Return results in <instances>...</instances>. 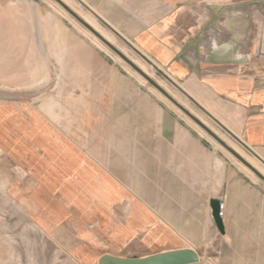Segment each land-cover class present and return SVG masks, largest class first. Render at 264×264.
<instances>
[{
  "label": "rangeland",
  "instance_id": "obj_1",
  "mask_svg": "<svg viewBox=\"0 0 264 264\" xmlns=\"http://www.w3.org/2000/svg\"><path fill=\"white\" fill-rule=\"evenodd\" d=\"M62 1L264 173V164L169 76L130 45L98 30L76 1ZM126 83L130 91L122 93ZM129 94L132 100L161 101L180 126H189L225 157L224 235L209 204L197 196L186 203L165 183L149 197L156 198L149 206L161 218L135 236L105 235L112 229L106 226L111 204L105 202L104 181L121 186L126 180L138 191L131 176L154 170L129 167L139 161L122 138V123L106 122L117 116L121 121L127 112L143 114L118 102L117 108L108 106V99ZM97 179L101 184L93 193ZM155 232L161 238H153ZM177 249L198 250L197 264H264V183L55 2L0 0V264H97L105 254L142 257Z\"/></svg>",
  "mask_w": 264,
  "mask_h": 264
},
{
  "label": "crops",
  "instance_id": "obj_2",
  "mask_svg": "<svg viewBox=\"0 0 264 264\" xmlns=\"http://www.w3.org/2000/svg\"><path fill=\"white\" fill-rule=\"evenodd\" d=\"M73 1L90 14L98 30L114 42L116 38L130 45L169 76L190 100L264 164V0ZM128 91L130 85L126 83L121 92ZM124 97L108 99L107 104L113 108L118 107L117 102L120 107L129 105L143 109V114L127 112L121 121L117 116L106 122L122 123V138L139 161L129 167L154 170L153 175L151 170L130 175L138 191L132 190L134 184L126 180L121 186L113 180L104 181L105 202L111 204L106 226L112 229L105 235L135 236L152 219L161 218L149 206L156 198L149 197L159 192L163 183L175 195H183L186 203H193L195 196L200 203H222L225 157L189 126H180L179 117L163 109L161 101L141 96V100H132L130 94ZM249 164L264 176L253 161ZM100 184L101 179H97L93 193ZM153 236L161 238L157 232ZM194 251L200 257V252Z\"/></svg>",
  "mask_w": 264,
  "mask_h": 264
},
{
  "label": "water",
  "instance_id": "obj_3",
  "mask_svg": "<svg viewBox=\"0 0 264 264\" xmlns=\"http://www.w3.org/2000/svg\"><path fill=\"white\" fill-rule=\"evenodd\" d=\"M61 9H63L71 18H73L78 24H80L85 30H87L92 36H94L101 44L115 54L121 61H123L130 69H132L137 75H139L145 82L152 86L158 93H160L166 100H168L177 110H179L184 116H186L192 123H194L200 130L214 140L219 146H221L226 152H228L233 158L247 168L257 179L264 183V177L250 166L245 160H243L235 151H233L226 143H224L215 133L209 129L202 121L194 116L190 111L183 107L173 97H171L161 86L154 82L147 73L143 72L135 63L124 55L119 49L105 40L99 35L90 25L84 22L78 17L71 9H69L61 0H52ZM211 209V216L215 223L217 230L224 234V224L220 217V203L218 201H211L209 203ZM200 260L199 255L192 249H177L167 250L158 253L142 256V257H118L112 255H102L97 264H197Z\"/></svg>",
  "mask_w": 264,
  "mask_h": 264
},
{
  "label": "built area",
  "instance_id": "obj_4",
  "mask_svg": "<svg viewBox=\"0 0 264 264\" xmlns=\"http://www.w3.org/2000/svg\"><path fill=\"white\" fill-rule=\"evenodd\" d=\"M245 146V145H244ZM246 147V146H245ZM247 148V147H246ZM248 149V148H247ZM249 152L252 153V151L250 149H248ZM253 154V153H252ZM219 212H220V217H223V205L220 203V208H219Z\"/></svg>",
  "mask_w": 264,
  "mask_h": 264
},
{
  "label": "bare ground",
  "instance_id": "obj_5",
  "mask_svg": "<svg viewBox=\"0 0 264 264\" xmlns=\"http://www.w3.org/2000/svg\"><path fill=\"white\" fill-rule=\"evenodd\" d=\"M62 1V0H61ZM63 2V1H62ZM64 3V2H63ZM65 4V3H64ZM66 5V4H65ZM67 6V5H66ZM68 7V6H67ZM69 8V7H68ZM70 9V8H69ZM75 13V12H74ZM76 14V13H75ZM88 23V22H87ZM139 76V75H138ZM210 129V128H209ZM231 148V147H230ZM232 149V148H231ZM233 150V149H232ZM234 151V150H233ZM241 157V156H240ZM242 158V157H241ZM243 159V158H242ZM244 160V159H243ZM247 162V161H246ZM248 163V162H247ZM249 164V163H248ZM250 165V164H249ZM243 166V165H242ZM252 166V165H250ZM244 167V166H243ZM253 167V166H252ZM254 168V167H253ZM247 169V168H246ZM255 169V168H254ZM248 170V169H247ZM256 170V169H255ZM259 172V171H258ZM261 174V173H260ZM262 175V174H261ZM263 176V175H262ZM264 177V176H263Z\"/></svg>",
  "mask_w": 264,
  "mask_h": 264
}]
</instances>
